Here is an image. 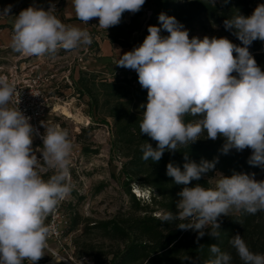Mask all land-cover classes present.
Returning <instances> with one entry per match:
<instances>
[{
    "label": "clouds",
    "instance_id": "1",
    "mask_svg": "<svg viewBox=\"0 0 264 264\" xmlns=\"http://www.w3.org/2000/svg\"><path fill=\"white\" fill-rule=\"evenodd\" d=\"M145 2L72 0V5L81 22L98 18V27L107 30L118 25L125 12H139ZM210 3L214 6L216 0ZM56 11L51 3L47 10L33 5L15 15L12 50L24 57H43L92 44L87 29L66 25ZM10 12L7 6L0 15ZM158 20L160 27L149 26L143 42L120 55L115 64L135 70L139 84L147 90L139 128L156 146L147 141L142 144V159L158 163L166 151L189 148L206 134L213 141L224 138L222 154L251 149L248 163L264 167V70L249 51L254 41H264V4L250 16L238 13L224 20L225 30L232 31L243 46L226 37L190 38L175 17L164 13ZM161 29L169 35L162 36ZM16 92L15 82L0 75V264H36L49 248L52 235L45 221L73 189V144L67 129L42 122L43 143L34 149L37 130L14 100ZM188 116L193 119L186 121ZM218 159L202 158L197 163L186 151L183 170L172 162L166 166V175L185 187L177 193L176 211H164L158 219L162 223L181 221L176 227L196 232L197 244L205 235L219 239L221 217L233 211L264 212V180L257 181L254 174L234 172L229 177L217 171L213 188L187 186L213 171ZM47 172L52 174L44 179L42 173ZM229 243L243 264H264V254L252 252L240 234ZM208 248L213 258L203 264H232L231 253L215 243ZM181 261L197 264L188 255Z\"/></svg>",
    "mask_w": 264,
    "mask_h": 264
},
{
    "label": "trees",
    "instance_id": "2",
    "mask_svg": "<svg viewBox=\"0 0 264 264\" xmlns=\"http://www.w3.org/2000/svg\"><path fill=\"white\" fill-rule=\"evenodd\" d=\"M260 4H264V0H228L226 4L223 0H216L214 6L210 0H146L141 10L132 18L130 25L126 28L117 25L110 42L130 48L128 36L141 27L140 17L148 11L149 17L144 29L146 36L149 26L160 27L158 16L161 13L175 17L181 24L204 15L208 22L218 26L234 44L243 46L232 31L225 30L223 22L238 13L250 16ZM123 16L124 14L121 22ZM161 35L167 36L169 33L161 29ZM249 51L261 70H264V41H254L249 46ZM74 86L81 97L88 98L91 122L107 124L108 117L113 119L112 148L124 158L121 173L130 204L128 208H121L113 216L102 219L83 218L74 210L68 231L82 226V232L74 238L75 253L78 256H92L95 264H182L181 259L188 255L196 260L197 264H200V261L203 264L213 258L208 246L215 243L222 251L231 253L232 264H243L229 243L236 234L242 236L252 252L264 254V212L252 215L233 211L227 217H221L219 239L205 235L199 244L196 243V232L176 227L181 221L162 223L157 215L158 211H176L175 202L179 199L177 193L185 187L175 184L173 179L166 175L169 162L183 170L186 151L189 159L197 163L202 158L211 161L218 157L213 171L187 185L193 187L200 184L213 188L210 178L216 171L230 177L234 172L251 176L264 170V167L248 163L251 149L242 152L232 149L225 155L220 152L224 138L213 141L207 139L204 134L189 148L181 147L180 151L175 153L166 151L158 163L151 159L145 161L142 159L140 146L147 141L155 147L156 142L140 133L139 124L143 113L141 105L147 103V90L139 84L138 74L109 81L100 78L95 72L82 71ZM185 119L191 121L193 118L188 116ZM92 126L93 124L85 130H92ZM136 185L151 191L150 201L145 200L141 193L133 191ZM200 245L203 247L199 248ZM183 264L189 262L184 261Z\"/></svg>",
    "mask_w": 264,
    "mask_h": 264
},
{
    "label": "rangeland",
    "instance_id": "3",
    "mask_svg": "<svg viewBox=\"0 0 264 264\" xmlns=\"http://www.w3.org/2000/svg\"><path fill=\"white\" fill-rule=\"evenodd\" d=\"M51 3L55 4L57 10L55 14L63 23L87 29L93 42L86 49L80 48L69 52L60 50L54 56L46 54L43 57H28L31 62H41L44 66L54 64L59 69L57 72L59 80L65 72L69 74L72 85L62 82L60 90L57 92L60 97L57 104L69 102L74 113H80L87 119L86 123L77 124L71 118L61 114L60 111H57L56 114L47 113L45 116L49 124H57L69 132V139L73 144L70 157L73 189L70 195L63 200L62 205L67 220V224H63L66 239L62 244L49 241V248L45 250V255L36 264H95L92 256L81 257L75 253L74 238L82 232V226L74 231H68L72 212L74 210L79 212L83 218L102 219L113 216L121 208H128L130 204L124 189V176L121 173L124 158L112 148L113 119L108 117L107 124L91 122V112L87 104L88 98L81 97L77 93L74 83L82 71L95 72L100 78L109 81L117 77H131L137 74L135 70L118 67L115 64L120 55L139 46L145 39L144 29L149 12L145 11L142 14L140 17L141 27L128 36L129 48L110 42L111 37L116 32L117 25L105 30L98 27V18L90 20L88 24L77 19L75 13L70 10L72 0H0V11L11 6L9 15L3 16L13 23L15 15H18L21 10L33 5L47 10ZM135 14L125 12L123 22L118 25L126 28L131 24ZM182 25L188 30L190 38L199 37L203 39L205 36L227 38L225 33L218 26L208 22L204 15H199L191 22ZM11 28L13 32V26ZM4 56L5 59L2 58ZM8 57L6 54L1 55L0 53V65L8 66L10 63L6 59ZM92 124L93 129L86 131L85 129L90 128ZM42 143L34 135L33 148L41 147ZM36 154L38 158H41L40 153ZM216 172L210 178L212 187L216 183ZM51 174V172L42 173V176L47 179ZM254 178L258 181L264 180V170L254 175ZM134 190L137 194L141 193L145 200L150 201L152 193L149 189H142L136 185ZM160 213L161 211H158L157 215ZM25 264L28 262L25 261Z\"/></svg>",
    "mask_w": 264,
    "mask_h": 264
},
{
    "label": "built area",
    "instance_id": "4",
    "mask_svg": "<svg viewBox=\"0 0 264 264\" xmlns=\"http://www.w3.org/2000/svg\"><path fill=\"white\" fill-rule=\"evenodd\" d=\"M58 70L54 64L44 66L41 62H31L28 57L20 54L8 64L7 69L0 65V75H7L10 81L15 82L17 92L14 94V100L19 102L20 110L30 117V123L37 130L35 136L41 142L40 136L45 132L42 122L49 123L45 119L46 114H56L58 111L56 105H58L60 97L57 92L60 90L62 82L72 85L69 74L66 72L59 80ZM62 203L63 201L45 221L52 229L49 241L61 244L66 239L63 224H67Z\"/></svg>",
    "mask_w": 264,
    "mask_h": 264
},
{
    "label": "crops",
    "instance_id": "5",
    "mask_svg": "<svg viewBox=\"0 0 264 264\" xmlns=\"http://www.w3.org/2000/svg\"><path fill=\"white\" fill-rule=\"evenodd\" d=\"M70 8L71 12L74 13L72 4ZM12 26L13 23L10 19L4 17L3 15H0V53L1 55L6 54L7 56H9L8 58H6L9 62H11L15 57L19 55V53L14 52L10 46L11 37L13 35L11 28ZM2 58L5 59V56ZM4 69H7V66L4 65Z\"/></svg>",
    "mask_w": 264,
    "mask_h": 264
},
{
    "label": "bare ground",
    "instance_id": "6",
    "mask_svg": "<svg viewBox=\"0 0 264 264\" xmlns=\"http://www.w3.org/2000/svg\"><path fill=\"white\" fill-rule=\"evenodd\" d=\"M70 105L71 103L69 102L58 104L56 105V110L60 111L61 114L65 115L66 117L71 118L77 124L86 123L87 119H85L80 113H74L71 110Z\"/></svg>",
    "mask_w": 264,
    "mask_h": 264
}]
</instances>
